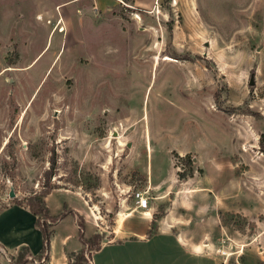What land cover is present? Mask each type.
I'll use <instances>...</instances> for the list:
<instances>
[{"label":"rangeland","instance_id":"374dc122","mask_svg":"<svg viewBox=\"0 0 264 264\" xmlns=\"http://www.w3.org/2000/svg\"><path fill=\"white\" fill-rule=\"evenodd\" d=\"M158 6L124 0L101 19L76 0H0V211L30 209L48 187L88 201L51 192L47 207L63 221L49 261L0 248V264H55L79 249L72 204L86 212L84 238L94 225L101 245L126 237L114 229L131 216L152 213L153 230L185 213V232L212 241L205 256L264 264V0ZM200 152L212 155L208 173ZM193 187L204 193L190 196L195 207ZM95 249L83 244L68 264H92Z\"/></svg>","mask_w":264,"mask_h":264},{"label":"crops","instance_id":"0c3cea01","mask_svg":"<svg viewBox=\"0 0 264 264\" xmlns=\"http://www.w3.org/2000/svg\"><path fill=\"white\" fill-rule=\"evenodd\" d=\"M76 1L80 3L85 2L87 7H85V9L80 8V10H84V12L92 11V8L98 9V14H100L102 19L103 17L108 16V11L112 7L118 6L121 1L124 0H112V4L108 6L104 4L103 0ZM131 2L134 5L145 7L147 11L151 12L150 14H153L154 11L152 12L151 10L154 8L157 10L160 9V6H156V0H131ZM82 20L87 27L93 28L94 30L100 29L101 31L104 29L103 32L106 31V22L104 20L98 21V19L94 18L93 20H90L88 17H84ZM211 156L212 155L211 153L209 154V152L206 154L200 152L197 157L198 162L202 160L204 165H206V172L209 168L212 169L211 166L214 167L211 162ZM200 187L210 189L209 186L205 185ZM55 190H63L65 193L73 194L80 199L82 198L84 200L81 199L84 203V207L88 202L78 191L66 188H56L53 191ZM190 191L187 192V203L192 205V207H195V204L193 203L195 201L191 200L190 196H198L199 194L204 195V193L196 190L195 187L190 188ZM50 194L46 196V201ZM207 194L212 195L210 194V191H208ZM218 196V194L215 195V197ZM72 205L70 207L68 206L70 208L68 215H74L73 219L75 227L76 230L79 231L80 229L78 228L79 226L77 225L76 217H85L86 220L84 226L85 223L88 222V219L86 218L85 210L81 209V206ZM187 209H190V206H187ZM196 209V213L200 215L202 214V211H204V208L201 207H197ZM50 215L53 216L51 212ZM184 215L185 213H173L171 215L167 214L164 218L156 219L154 223L155 228L153 230L152 213L148 217L142 215L134 216L138 217L136 218L137 220H133L134 218L131 216L124 225L119 226L117 224V227L114 229L116 235H119L120 232L123 233V231H128L126 237H123L120 241L106 240L102 242L101 248L95 250L91 254L92 264H220L215 257H209L202 254V251H205V247H211L212 241L206 237H193L185 232L186 226H189V224H187L189 222L187 218H184ZM26 216L27 223L25 221ZM36 218L37 217L29 208H23L21 206H11L0 211V248L9 251H17L22 247H27L32 257L39 255L43 247V237L40 229L35 225ZM204 220L206 221L205 218ZM61 221L63 220L60 219L59 223H61ZM207 222L210 223L209 220H207ZM55 225L56 223L52 227L53 231ZM93 227L94 230L92 235L98 232L95 231L94 225ZM150 229L151 233L148 234ZM99 233L102 234L100 231ZM69 237L70 235H66L63 242L67 243ZM82 247L83 243H80L79 249L72 252L65 251L64 257L55 264H68V254L75 253ZM50 256L51 251L49 250L45 256L47 262L49 261ZM54 259L55 258H53L52 255L50 261L53 262Z\"/></svg>","mask_w":264,"mask_h":264},{"label":"trees","instance_id":"16d2710c","mask_svg":"<svg viewBox=\"0 0 264 264\" xmlns=\"http://www.w3.org/2000/svg\"><path fill=\"white\" fill-rule=\"evenodd\" d=\"M263 138H264V133L261 135V140H260L261 145L263 144ZM51 192H52V188L48 187V189L45 191L43 196L46 198V196L50 194ZM30 210L37 217L35 220V225L40 229L42 233L43 247L39 255H43V254H46L50 250V241H51V236L53 233V229L51 227H53V225L58 222L59 216L55 217V216L50 215L49 208L46 205L45 199L34 202L32 205H30ZM155 217H157L156 214H155ZM79 218H81L78 226L80 229L79 231L81 234L82 243L84 245L86 244L90 245L92 243V245L96 248L95 250H99L101 248V244L99 242V240L101 239V235L99 233H96L93 235L91 239L86 240V238H84V235H83L84 230H85L83 218L82 216H79ZM152 224H153V221H152ZM150 233H151V229L149 230L148 234ZM29 254H30V251H29ZM27 261L28 259L25 258L24 262L26 263Z\"/></svg>","mask_w":264,"mask_h":264},{"label":"built area","instance_id":"2783aa9c","mask_svg":"<svg viewBox=\"0 0 264 264\" xmlns=\"http://www.w3.org/2000/svg\"><path fill=\"white\" fill-rule=\"evenodd\" d=\"M175 1V0H174ZM159 0H156V6L158 5ZM144 192H137L138 197V203L141 208H147L148 207V196L145 195Z\"/></svg>","mask_w":264,"mask_h":264},{"label":"water","instance_id":"95a60500","mask_svg":"<svg viewBox=\"0 0 264 264\" xmlns=\"http://www.w3.org/2000/svg\"><path fill=\"white\" fill-rule=\"evenodd\" d=\"M255 83V80H254V77H252L251 79H250V84H254ZM10 195L12 196V197H15V192L12 190L11 191V193H10Z\"/></svg>","mask_w":264,"mask_h":264},{"label":"bare ground","instance_id":"6f19581e","mask_svg":"<svg viewBox=\"0 0 264 264\" xmlns=\"http://www.w3.org/2000/svg\"><path fill=\"white\" fill-rule=\"evenodd\" d=\"M167 60H169V61H170L171 59L167 58ZM147 208H148V207H147ZM147 208H144V209H147ZM147 215H150V214H149V213H147Z\"/></svg>","mask_w":264,"mask_h":264}]
</instances>
